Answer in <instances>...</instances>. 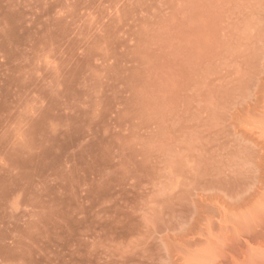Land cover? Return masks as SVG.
Listing matches in <instances>:
<instances>
[{"label":"rangeland","instance_id":"obj_1","mask_svg":"<svg viewBox=\"0 0 264 264\" xmlns=\"http://www.w3.org/2000/svg\"><path fill=\"white\" fill-rule=\"evenodd\" d=\"M0 264H264V0H0Z\"/></svg>","mask_w":264,"mask_h":264}]
</instances>
